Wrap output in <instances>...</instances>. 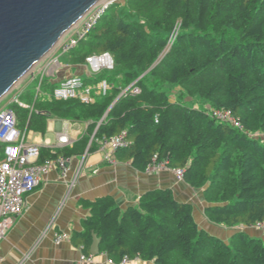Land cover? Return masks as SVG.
I'll list each match as a JSON object with an SVG mask.
<instances>
[{"label":"trees","instance_id":"trees-1","mask_svg":"<svg viewBox=\"0 0 264 264\" xmlns=\"http://www.w3.org/2000/svg\"><path fill=\"white\" fill-rule=\"evenodd\" d=\"M104 52L113 68L83 80L106 79L105 95L83 103L27 94L28 108L9 104L18 127L44 132L50 117L86 122L65 155L81 153L92 134L89 149L124 130L118 159L141 171L154 155L168 159L203 190L209 222L238 229L227 241L208 232L191 203L157 188L125 209L110 196L84 202L89 215L73 242L89 254L96 233L99 253L115 264H264V236L245 230L264 220V0H119L63 57L76 65ZM133 82L139 93L123 91ZM57 84L44 79L40 90ZM209 109H229L242 128ZM57 154L42 149L40 160Z\"/></svg>","mask_w":264,"mask_h":264},{"label":"crops","instance_id":"crops-1","mask_svg":"<svg viewBox=\"0 0 264 264\" xmlns=\"http://www.w3.org/2000/svg\"><path fill=\"white\" fill-rule=\"evenodd\" d=\"M63 67L65 72L58 71L57 76L53 75L49 80L58 82L72 74L82 78L93 76L85 64H65ZM38 75L36 73L35 79ZM48 93L37 94L46 96ZM25 104L29 107L28 103ZM86 128V122L50 117L46 120L44 132L19 129L25 132L28 142L41 145V150L64 154L65 149L72 148L83 136ZM61 131L67 133L70 143L57 147V136ZM91 137L81 153L70 155L65 174L57 168L51 169L40 184L26 195L22 213L14 218L0 240V264H115L110 263L104 253L84 254L81 246L71 239L74 232L83 230V220L89 215V208L84 202L110 196L120 209H125L136 206L141 195L157 188H169L177 200L191 203L195 221L208 232L227 241L238 229L209 222L204 214L206 201L203 190L188 185L183 178L175 175L173 169L145 172L116 156L112 162L105 161L103 150L98 146L89 149ZM245 230L264 236L252 227ZM61 233L67 234L68 238L56 242V235ZM86 255H90L91 259H87Z\"/></svg>","mask_w":264,"mask_h":264},{"label":"built area","instance_id":"built-area-1","mask_svg":"<svg viewBox=\"0 0 264 264\" xmlns=\"http://www.w3.org/2000/svg\"><path fill=\"white\" fill-rule=\"evenodd\" d=\"M114 0L105 2L99 1L95 4L75 25L73 31L63 37L59 42L58 53L64 54L73 49L78 41L95 25L97 20L105 13L108 6ZM70 29V30H71ZM67 34V33H66ZM59 54L50 55L38 74L41 73L39 83L37 85V93H41V82L45 76H51L55 73V69L59 66ZM85 65L89 73L97 74L103 70L113 68L112 56L107 53L93 54L86 57ZM39 76V75H38ZM127 88L132 94L140 92L138 86L133 85ZM110 83L106 79H102L97 83H84L79 75H71L62 78L52 91L46 94L47 97L55 99L77 98L83 103H91L96 97L105 95L110 89ZM126 89V90H127ZM124 90V91H126ZM23 89L21 86L15 90L10 102L17 103L20 107H28L19 98ZM212 117L219 121L227 122L235 127L242 128L233 113L229 109H209ZM93 140V135L91 141ZM98 147L103 150L105 161L112 162L115 160V153L119 148L128 144L126 131H121L110 137L97 139ZM70 143L68 135L65 131H61L57 136V147H63ZM0 240L5 236L6 231L12 225L15 217L20 215L25 205V197L33 191L42 181L51 169L57 168L62 174L67 170V163L70 161V155L57 154L54 157H46L40 160L41 145L30 143L26 139L25 132H22L17 125V118L10 106L0 109ZM55 154V153H54ZM164 168H171L175 175L182 178V170L180 168H172L169 166V160L157 159L156 155L145 167V172L159 171ZM255 229H259L264 234V220L253 225ZM68 238L65 233L57 234L55 241ZM87 259H91L90 255H86ZM110 263L112 260L108 259ZM138 257L128 259L124 257L121 264L135 263Z\"/></svg>","mask_w":264,"mask_h":264},{"label":"water","instance_id":"water-1","mask_svg":"<svg viewBox=\"0 0 264 264\" xmlns=\"http://www.w3.org/2000/svg\"><path fill=\"white\" fill-rule=\"evenodd\" d=\"M100 0H0V100ZM90 253H99L92 232Z\"/></svg>","mask_w":264,"mask_h":264},{"label":"rangeland","instance_id":"rangeland-1","mask_svg":"<svg viewBox=\"0 0 264 264\" xmlns=\"http://www.w3.org/2000/svg\"><path fill=\"white\" fill-rule=\"evenodd\" d=\"M100 1H102V0H100ZM117 1H119V0H114L112 3H114V2H117ZM111 3V4H112ZM78 22V21H77ZM79 24V23H78ZM77 26H75V27H73V29L74 28H76ZM73 29H71L67 34H65V35H63V37H66V35H68V34H70L72 31H73ZM63 37H61L60 39H59V41L63 38ZM58 41V42H59ZM56 43V45L54 46V48L43 58V59H41L38 63H36L12 88H11V90L0 100V109L2 108V107H5L8 103H9V101L12 99V97H13V95H14V93H16L15 92V90L17 89V88H19L20 86H21V88L24 90V92H25V94H24V96H23V102L25 101V99L27 98V94L28 95H31V96H36V94H37V85H38V83H39V78L41 77V73L39 74V78H38V80L36 81L35 80V78H37L36 77V73L38 72V70L39 69H41V67H42V65L44 64V62L46 61V59L50 56V55H53V54H55V53H57V54H59L57 51H58V47H59V43ZM65 64H68V63H66V61L64 60V57H63V54H59V66L55 69V74H52L51 76H53V75H56L57 76V73H58V71H61L60 73H62V72H65V70H64V68L65 67H63V65H65ZM85 64V63H84ZM63 67V68H62ZM62 68V69H61ZM61 69V70H60ZM72 75H75V74H72ZM90 75H91V73H90ZM93 76L95 75V74H92ZM51 76H45V79H50V77ZM69 76H71V75H69ZM67 77V76H66ZM92 77V76H91ZM35 80V81H31V80ZM132 84V83H131ZM130 86V85H129ZM128 86V87H129ZM128 87H126L125 89H123V91L124 90H126ZM174 91H177L176 89L174 90ZM258 136L261 138V140H263L264 141V133H258ZM255 229V228H254ZM256 231H258V232H261L259 229H257ZM262 233V232H261ZM263 234V233H262Z\"/></svg>","mask_w":264,"mask_h":264},{"label":"bare ground","instance_id":"bare-ground-1","mask_svg":"<svg viewBox=\"0 0 264 264\" xmlns=\"http://www.w3.org/2000/svg\"><path fill=\"white\" fill-rule=\"evenodd\" d=\"M102 1L105 2V1H107V0H102ZM96 4H97V3H96ZM79 21H80V19L78 20V22H79ZM78 22H77V23H78ZM77 23H76V24H77ZM76 24H75V25H76ZM75 25H74V26H75ZM59 42H60V41H59ZM59 42H58V43H59ZM29 70H30V69H29Z\"/></svg>","mask_w":264,"mask_h":264}]
</instances>
